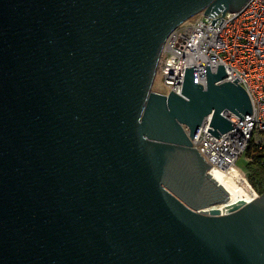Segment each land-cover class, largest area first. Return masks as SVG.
I'll return each instance as SVG.
<instances>
[{
    "label": "water",
    "instance_id": "1",
    "mask_svg": "<svg viewBox=\"0 0 264 264\" xmlns=\"http://www.w3.org/2000/svg\"><path fill=\"white\" fill-rule=\"evenodd\" d=\"M248 1L0 0V264H264V193L191 143L249 95L223 65L152 91L176 28Z\"/></svg>",
    "mask_w": 264,
    "mask_h": 264
},
{
    "label": "built area",
    "instance_id": "2",
    "mask_svg": "<svg viewBox=\"0 0 264 264\" xmlns=\"http://www.w3.org/2000/svg\"><path fill=\"white\" fill-rule=\"evenodd\" d=\"M202 11L176 28L167 38L154 82L162 95H181L185 68L195 67L197 81L206 86V66L215 73L223 65L227 76L217 84L234 82L249 95L252 113L242 118L224 112L233 128L217 139L208 132L211 115L207 116L196 137L191 139L203 159L222 173L239 172L248 182V171L238 161L246 157L250 145L261 155L264 166V0H249L237 12L214 17ZM219 18L215 25L210 24ZM224 19V20H222ZM220 22H223L221 26ZM153 89V86H152ZM188 134V128L182 125ZM246 163L249 161L247 158ZM252 187V186H251ZM255 197L259 194L253 189Z\"/></svg>",
    "mask_w": 264,
    "mask_h": 264
},
{
    "label": "trees",
    "instance_id": "3",
    "mask_svg": "<svg viewBox=\"0 0 264 264\" xmlns=\"http://www.w3.org/2000/svg\"><path fill=\"white\" fill-rule=\"evenodd\" d=\"M245 156L249 158V161L243 164L250 175H248V181L250 177L249 182L253 189L254 186L258 187V189L262 188L259 191L254 189L259 195H261L264 193V166L262 164L263 155L259 154L254 147L250 145Z\"/></svg>",
    "mask_w": 264,
    "mask_h": 264
},
{
    "label": "bare ground",
    "instance_id": "4",
    "mask_svg": "<svg viewBox=\"0 0 264 264\" xmlns=\"http://www.w3.org/2000/svg\"><path fill=\"white\" fill-rule=\"evenodd\" d=\"M157 82L154 83L152 91L156 90ZM228 177H230L234 183L238 186V188L245 195L247 200H251L255 197V193L253 192V188L251 185L241 176L239 172L229 171L225 173Z\"/></svg>",
    "mask_w": 264,
    "mask_h": 264
},
{
    "label": "rangeland",
    "instance_id": "5",
    "mask_svg": "<svg viewBox=\"0 0 264 264\" xmlns=\"http://www.w3.org/2000/svg\"><path fill=\"white\" fill-rule=\"evenodd\" d=\"M246 161H247L246 157H242V158L239 159L238 164H239L240 166H242L244 163H246ZM248 175H249V173H248ZM249 176H250V175H249ZM249 181H250V177H249ZM249 181H248V183L250 184ZM254 189H255L256 191H259V190H261L262 188H259V189H258V187L254 186Z\"/></svg>",
    "mask_w": 264,
    "mask_h": 264
}]
</instances>
